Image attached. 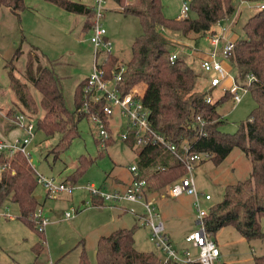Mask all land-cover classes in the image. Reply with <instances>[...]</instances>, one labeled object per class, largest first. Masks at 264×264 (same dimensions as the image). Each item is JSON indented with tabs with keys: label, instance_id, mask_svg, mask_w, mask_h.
Segmentation results:
<instances>
[{
	"label": "rangeland",
	"instance_id": "1",
	"mask_svg": "<svg viewBox=\"0 0 264 264\" xmlns=\"http://www.w3.org/2000/svg\"><path fill=\"white\" fill-rule=\"evenodd\" d=\"M74 1L94 3L93 0ZM162 1L166 16L180 15L183 0ZM131 3V0H126L125 5H119L114 0H108V9L101 20L107 30V37L113 44V53L124 65L131 57L133 41L143 33L139 18L123 13L125 6ZM26 4L27 8L19 15L7 7H0V137L5 139L14 126L13 114L25 109L10 87L11 67L15 76L22 81L32 63L35 64L34 67L41 65L53 68L60 79L65 105L69 111H74L77 86L89 76L94 64L93 32L91 27L83 28L87 23L84 14L69 12L46 0H27ZM250 5L235 0V15L224 21L232 25L233 38L245 35L244 24L259 10ZM167 36L177 43L178 52L200 75L197 89L208 92L214 102L223 97L225 93L222 90L211 87L208 76L199 63L204 51L203 42L208 34L198 41L194 40L193 34L186 38L179 32L168 31ZM35 56L39 59H35ZM104 58L105 55L100 53L98 61H103ZM233 71L235 74L234 68ZM30 92L36 100L40 99V93L32 85ZM256 106L257 102L250 92L238 104L229 96L218 106V111L225 120L221 129L229 133L235 132ZM42 113L40 110V114ZM122 122L123 118L113 120L115 133L119 131ZM78 129L79 135L60 155L55 151V146L61 133L47 136L42 130L36 129L29 145L33 167L44 176L54 178L55 183L66 181L82 186L95 184L108 191L118 189L119 180H129L132 175L129 166L138 164L141 147H130L118 140L101 151L95 141L96 127L89 119L83 118ZM81 155L94 161L78 181L74 182L68 177L79 165ZM251 170L250 159L239 147L234 148L220 165H215L212 160L199 164L193 173L197 185L201 192L212 195V200L204 202L205 206L220 202L224 196V187L250 177ZM167 189L168 186H165L152 194L159 200L166 231L177 243V247H186L189 243L185 242V236L198 229L193 197H163ZM36 193L43 197V209L50 220L46 226L45 238L43 237L45 249L37 255L33 247L42 243V235L19 218L18 205L8 199L0 204V264H49L50 261L54 264H76L83 246L91 262L95 263L99 238L120 228L136 229L138 250L159 252L150 240L149 226L137 222L131 212H121L117 208L91 207L90 192L84 188H77L72 194L55 195L51 191L47 193L44 186L39 184ZM83 200L88 203L83 204ZM171 205L177 206L175 213L171 210ZM67 212L72 213L73 217H66ZM224 228L226 230L223 235L229 241L227 252L231 254V259L250 256L252 252L247 241H237L242 235L232 226ZM190 254L194 259L197 258V251L193 248H190ZM244 264L253 262L247 261Z\"/></svg>",
	"mask_w": 264,
	"mask_h": 264
},
{
	"label": "trees",
	"instance_id": "2",
	"mask_svg": "<svg viewBox=\"0 0 264 264\" xmlns=\"http://www.w3.org/2000/svg\"><path fill=\"white\" fill-rule=\"evenodd\" d=\"M26 1L0 0V7H7L19 15L27 8ZM46 1L69 12L84 14L87 23L85 22L83 28L92 29L95 11L91 5L74 0ZM114 1L125 5L126 0ZM131 1V4L125 6L123 13L136 15L143 27V33L133 41L131 57L126 63V71L122 74L121 87L127 92L135 85L143 86L144 102L151 111L150 118L154 128L177 143L184 137L188 138L195 150L209 152L212 155L210 160L215 165H220L236 147L247 155L252 164L250 177L224 187L223 199L209 207L205 226L215 240L218 232L227 226L234 227L247 241L263 239L264 9L256 11L244 24L245 35L236 40L231 58L240 84L247 85L248 76L254 77L248 85L257 106L235 132L229 133L221 129L225 120L219 113L218 106L231 95L226 93L216 102H207L208 92L197 89L200 75L178 52L179 46L167 36V32H179L186 38L193 34L194 40L198 41L213 32L218 23L228 21L235 15V0H189L190 12L185 18L166 16L162 0ZM175 52L179 55L171 60ZM35 59L39 57L35 56ZM118 64L116 54H110L103 67L111 75L113 70H117ZM34 66L32 63L27 68L24 81L15 76L14 69L10 66V87L25 108L21 112L35 118L36 129L42 130L47 136L61 133L55 146V151L60 155L79 135V122L87 118L81 110L86 79L77 86L76 109L69 111L55 70L41 65ZM31 85L40 93L39 100L30 92ZM40 110L43 111L42 114ZM15 115L16 112L13 119ZM198 116L205 119L203 126L198 123ZM14 127L15 125L12 129ZM95 141L98 144L96 138ZM114 144L113 138L108 141V147ZM134 144V140L127 141L130 147H134ZM138 158L137 165L141 176L147 178L150 193L168 186L186 173L185 166L159 145L142 146ZM93 161L92 158L81 155L79 165L68 179L77 182ZM161 166H166V169L161 170ZM38 185L36 169L22 152L18 151L12 156L0 153V204L8 199L17 204L19 218L37 232L36 223L31 217L44 206L43 197L37 198ZM91 196L92 203H104L100 196ZM135 232V228H120L109 235L101 236L97 243L96 262H91L83 246L76 264H157L160 257L154 251L137 249ZM41 235L43 240L45 234ZM33 249L39 255L44 250L43 243H37ZM255 264H264V255L255 258Z\"/></svg>",
	"mask_w": 264,
	"mask_h": 264
},
{
	"label": "built area",
	"instance_id": "3",
	"mask_svg": "<svg viewBox=\"0 0 264 264\" xmlns=\"http://www.w3.org/2000/svg\"><path fill=\"white\" fill-rule=\"evenodd\" d=\"M242 4H251L259 10L264 9V2H250L239 0ZM108 0H95L92 8L95 11L93 18L92 41L95 47V56L93 69L83 86L84 100L82 111L87 119L96 127V139L102 149L108 148V141L114 139L122 141L127 145L128 140H134L135 146L159 145L166 151L172 153L186 168V173L168 185L167 193L163 195L169 197H180L189 195L193 197V206L196 209L198 229L186 236L189 242L197 250V258H193L190 250L179 251L173 244L171 236L166 231L165 222L159 208V200L148 190L147 178L141 176V170L137 164L129 166L133 175L131 183L123 189L108 191L97 187L95 184L85 186L76 185L66 181L55 183L54 178H49L36 170V177L39 184H42L46 192H53L55 195L61 193H73L77 188L88 190L91 195H97L103 198L104 205L122 204L131 202L138 204L143 208V214L140 215V221L143 225L150 227V240L154 245L162 250L165 255L161 257L157 264H171L179 262L181 264H191L199 262L201 264H221V249L216 240L207 232L205 218L208 215L209 207L204 202L212 200V195L203 193L199 189L194 177L196 167L206 160H210L212 155L207 151L195 150L193 144L188 138L177 143L165 134L156 130L151 121V111L144 102L145 88L141 85H135L129 91L125 92L121 87L122 74L126 71V65L119 62L117 70H113L111 75L103 67L110 54L113 53V44L107 37V30L101 22L108 9L106 6ZM190 12V1L183 0L180 18H185ZM219 30L210 32L207 37L209 48L202 51L200 66L208 76L207 79L211 87L219 88L225 94L229 93L235 103H240L245 94L250 92L248 84L254 77L248 76L247 85L239 83L234 74L231 58L235 49L236 39L230 36L232 25L220 22ZM234 34V33H233ZM104 54L103 61H98L99 55ZM178 52L171 56V60L178 57ZM207 102L213 103L211 96L207 97ZM122 119L123 122L117 133L113 130V120ZM200 126L205 124V119L201 116L197 118ZM14 124L23 132V137L1 138L0 153H6L12 156L16 152H22L32 164V154L29 145L36 131V121L33 117L19 112L16 113ZM201 132L203 130L201 128ZM165 170L166 166H161ZM94 204V203H92ZM103 204H98L103 205ZM97 205V204H94ZM136 213L135 207L128 209ZM77 212V210H76ZM66 217H73L72 213L67 212ZM37 230L45 234L46 226L49 224L43 208H39L33 215ZM45 244V239L42 240ZM49 264H54L52 261Z\"/></svg>",
	"mask_w": 264,
	"mask_h": 264
},
{
	"label": "crops",
	"instance_id": "4",
	"mask_svg": "<svg viewBox=\"0 0 264 264\" xmlns=\"http://www.w3.org/2000/svg\"><path fill=\"white\" fill-rule=\"evenodd\" d=\"M94 1L95 0H93V2ZM80 2H83V1H80ZM83 3H85V2H83ZM87 5H93V3L92 4H87ZM164 12H165V10H164ZM177 17H180V15H178ZM217 25L214 28V31L219 30V28H220L219 27V24H217ZM230 36L233 37V33H231ZM234 39H236V38H234ZM202 47H203L202 50H206V49L209 48V42L207 41V39L204 40ZM85 79H86V77H85ZM7 135H8L7 136L8 138H16V137L22 136L23 135V132L18 127H16V125H15V127ZM132 179H133V175L130 176L129 180H125V181L119 180V183H118V187L117 188L118 189L125 188V186H127L129 183H131ZM101 188H103V187H101ZM90 198H92L91 193H90ZM82 202H83V204H87L88 203L86 200H83ZM91 207H97L99 209H104V208H112V209L115 208L116 209L117 208L121 212H126V211L127 212H131L128 209L131 208V207H135L136 210H137V212L136 213L131 212V213L135 216V219L137 220V222H140L141 223L139 217H140V215L143 214V208L140 205H138V204H134V203H131V202H125V203H122V204H109V203H106L105 205L103 204V205H100V206L99 205L92 204ZM170 207H171V210L175 213L177 206L176 205L175 206L174 205H171ZM57 216L58 217H61V215H59V214H57ZM261 224H262V228H263V231H264V218H262V217H261ZM225 230H226L225 228L224 229L222 228L218 232V234L216 236V242L218 243V245H219V247L221 249V258H220V263L221 264H223V263L224 264H244L247 261L248 262L249 261H252L253 264H255V258L264 255V238L263 239H255V240L247 241L245 238L242 237V238L237 239V241H240V242L247 241V245L251 249L252 254H249L250 256H248L246 258H241L239 256V259H236V260L231 259V254L229 252H227V248H228V245H229V241L226 239L225 235H223V233H224ZM172 242H173L174 246L179 251H183L185 249L190 250V248H193L194 250H196L189 242L186 241V236H185V242L186 243H189L186 247L183 246V247H180L179 248V247H177V245H176L177 243H175V241L173 239H172ZM156 250L160 252L159 253V252L154 251L160 258L161 257H164L165 253L162 250H160L157 247H156Z\"/></svg>",
	"mask_w": 264,
	"mask_h": 264
},
{
	"label": "water",
	"instance_id": "5",
	"mask_svg": "<svg viewBox=\"0 0 264 264\" xmlns=\"http://www.w3.org/2000/svg\"><path fill=\"white\" fill-rule=\"evenodd\" d=\"M42 196L38 195L37 198L40 199Z\"/></svg>",
	"mask_w": 264,
	"mask_h": 264
},
{
	"label": "bare ground",
	"instance_id": "6",
	"mask_svg": "<svg viewBox=\"0 0 264 264\" xmlns=\"http://www.w3.org/2000/svg\"><path fill=\"white\" fill-rule=\"evenodd\" d=\"M221 258V257H220Z\"/></svg>",
	"mask_w": 264,
	"mask_h": 264
}]
</instances>
